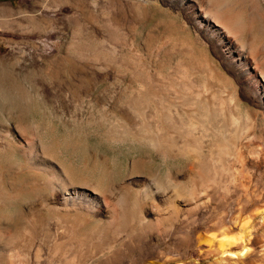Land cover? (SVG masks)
Instances as JSON below:
<instances>
[{"label": "rangeland", "instance_id": "obj_1", "mask_svg": "<svg viewBox=\"0 0 264 264\" xmlns=\"http://www.w3.org/2000/svg\"><path fill=\"white\" fill-rule=\"evenodd\" d=\"M220 1L223 8L239 18L241 30L247 28L250 22L242 8L243 0ZM209 3L210 0H0V148L13 147L9 154H0L4 185H22L31 176L25 170L21 145L32 140L48 147L43 156L46 155L49 166L73 164L78 173L82 168L92 189L96 183L102 187L111 178L118 183L139 179L146 186L153 175L165 180L164 183L169 176L171 179L172 175H178L180 184L187 186L186 167L190 163L184 157H164L151 145L112 140L104 132L116 124V118L141 126L142 121L132 116L128 101L149 89L144 76L147 72L159 82L150 88L167 101L179 102L184 90L186 96L193 98L191 94L195 91L196 97H209L218 111L226 108L230 112L234 104L226 91L210 97L205 87L209 77L238 90L241 99L236 115L241 119H255L251 109L264 111V97L256 93L259 79L255 69L250 73L243 70L242 74L237 66V53H229L239 47L241 40L237 37L233 42L229 37L222 38L224 34H213L215 28L211 29L212 24L204 16ZM249 7L254 14L264 12V0H250ZM259 23L255 19L248 25L255 48L264 45ZM189 88L191 94L186 92ZM174 116L176 129L179 122ZM223 119L219 113L215 120L221 124ZM149 122L157 130L154 110L150 111ZM175 138L178 142V135ZM205 140L214 144L210 138ZM139 159L144 161L146 170L133 171L132 164ZM254 168L264 182L263 169ZM39 176L45 177L47 173L41 172ZM164 187L169 192L175 188ZM1 194V213L8 216L22 213L24 206L26 211L14 229L0 236V255L11 252L15 246L13 238L33 229L34 216L40 212L43 219L40 232L45 235L35 239L33 251L40 250L41 259L34 257L33 264H63L64 257L53 259L51 255L58 219L41 207L40 195L23 196L7 205L6 191ZM220 199L214 200L220 204ZM182 202L190 208L179 217L153 206L149 217L154 225L120 228L113 237L104 235L93 240L91 229L95 224L86 227L83 239L103 247L115 241V251L107 250L87 264L264 263L261 252L264 246L262 249L257 243L252 246L259 257L247 258L242 254L240 258L236 254L218 253L217 243L209 247L199 242V234L208 236L212 232L208 230L212 223L210 210L206 206L192 208L185 196ZM233 207L226 217L229 225H233ZM195 218L204 227L193 241L187 233ZM234 229L238 231L240 227ZM261 234L264 236L263 231ZM60 241L69 243L65 239Z\"/></svg>", "mask_w": 264, "mask_h": 264}, {"label": "bare ground", "instance_id": "obj_2", "mask_svg": "<svg viewBox=\"0 0 264 264\" xmlns=\"http://www.w3.org/2000/svg\"><path fill=\"white\" fill-rule=\"evenodd\" d=\"M249 1L242 2L244 13L248 15V22L252 24L258 19L261 23L260 33L264 34V12L254 14V9L249 7ZM209 4L204 16L212 24L211 29L215 28L213 34H224L222 38L229 37L233 42L239 37L241 44L229 53L232 55L234 52L237 53V66L242 71L250 73L252 68L255 69L259 79L258 86H255L256 93L264 97V45L259 46L260 48L253 46L252 29H248L251 25L248 24L250 26L247 25V28L241 30L238 26L239 18L235 16L236 14H231L229 9L223 8L220 0H210ZM244 71L242 74H245ZM144 76L150 87L158 82L154 81L153 76L148 72L144 73ZM206 79L205 87L209 90L210 97L220 91L229 94V99L234 104L230 112L226 108L218 111L209 97H196L197 95H193L195 91L193 94L189 92L190 88L186 92L193 98L189 97L190 95L186 96L184 90L182 91L184 94L181 92L182 99L175 102L167 101L159 95L160 92L155 93L153 87H148L146 93L128 101L132 116L142 121L141 126L136 127L128 121L116 118V124L119 126L111 122L115 125L104 132L105 137L112 140H132V142L151 145L164 157H184L190 163L186 167V173L189 175L187 186L180 184L178 175H172L171 179L169 176L166 183L165 180L161 181L153 175L151 183L146 186V183H142L139 179L118 183L111 178L102 187L101 184L96 183L92 189L89 187L87 174L83 173L82 168H79L80 173H78L73 164L61 165L62 167L49 166L46 163V155L43 156L48 147L46 148L43 142H39L38 145L32 140H27L21 148L26 160L25 170L31 173V178L29 177L22 185L5 186L4 175L0 172V195H3L2 191H6L9 200H5L7 205L12 204L13 200H20L23 196L30 198L40 195L41 207L58 219V233L53 238L51 255L53 259L64 257L63 264H87L101 257L99 255L107 250L109 253L114 250L115 241L103 247L104 245L91 242L90 239H83L85 228L91 224H95L91 229V235L96 241L104 235L113 237L120 228L151 227L154 222L149 217L153 212L150 207H160L161 211L167 209L170 214L179 217L183 210L189 211V206H186L188 203L182 202L184 196L189 198L192 208L206 206L207 211L210 210L212 223L208 226V230L212 232L208 236L199 234L197 236L199 242H205L209 247L217 243L220 254L227 252L239 257L246 254L247 258L256 256L252 244L257 243L258 247L264 246V236L261 234L262 231L264 232V182L254 168V166L260 167L264 173V111H254L249 108L254 112L255 119L253 117L241 119L236 115L241 99L238 90L233 86H227L217 78L206 77ZM152 110L157 116L155 127L157 130L153 129L149 122ZM219 113L224 117L221 124H217L215 120ZM174 115L179 122V127L176 129L173 127L176 123ZM102 118L105 116L102 115ZM258 125L260 130H257ZM175 134L179 137L178 142ZM8 135L11 134L8 132ZM205 138H210L214 144L206 143ZM12 150V145L0 148V154L7 155ZM132 169L146 170L144 161L142 159L135 161ZM41 172L47 173V176H39ZM165 184L168 187H175L173 192L166 191ZM217 197L221 198L220 204L214 200ZM232 205L235 215L231 218L233 225H229L226 224V217ZM25 209L24 206L22 213L26 211ZM22 213L8 216L0 212V236H4L8 230L17 226ZM2 219L4 223L1 222ZM199 220L195 218L191 221L193 224L187 233V236H192L193 241L200 228L204 227ZM32 222L34 223L32 230H26L13 238L15 246L11 252L9 251L7 256L0 255V264H33L34 257L39 260L40 250L37 249L36 252L33 250L35 239L45 235L40 232L43 228L42 214L37 212ZM235 226L240 229L232 231ZM61 239L69 242L68 245L63 244ZM261 252L264 254V250ZM179 264L187 263L180 261ZM260 264L264 263L260 262Z\"/></svg>", "mask_w": 264, "mask_h": 264}]
</instances>
